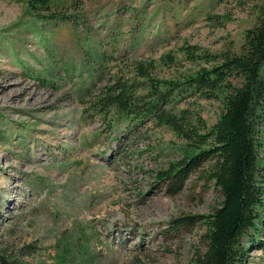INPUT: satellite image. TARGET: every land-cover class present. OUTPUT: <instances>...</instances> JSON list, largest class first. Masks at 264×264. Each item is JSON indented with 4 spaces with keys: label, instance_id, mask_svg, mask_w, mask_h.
<instances>
[{
    "label": "rangeland",
    "instance_id": "1",
    "mask_svg": "<svg viewBox=\"0 0 264 264\" xmlns=\"http://www.w3.org/2000/svg\"><path fill=\"white\" fill-rule=\"evenodd\" d=\"M82 1L73 22H55L0 0V264H196L199 217L221 200L213 182L198 170L170 195L156 175L184 142L93 104L132 62L177 80L199 66L186 46L239 51L256 13L235 0ZM186 102L209 126L222 108ZM186 216L196 222L175 228ZM261 219L264 242V208ZM245 264H264V252L249 247Z\"/></svg>",
    "mask_w": 264,
    "mask_h": 264
},
{
    "label": "trees",
    "instance_id": "2",
    "mask_svg": "<svg viewBox=\"0 0 264 264\" xmlns=\"http://www.w3.org/2000/svg\"><path fill=\"white\" fill-rule=\"evenodd\" d=\"M23 1L41 21L73 22L71 13L83 6L82 0ZM235 1L249 3L256 13L239 51L210 54L186 46V59L199 66L177 80L159 79L152 61L132 62L130 72H117L93 104L103 119L112 114L135 125L151 121L184 142L181 157L156 175L170 195L180 192L198 170L213 182L221 200L199 217L205 226L204 250L196 255V264H245L249 247L264 252L258 239L264 208V0ZM189 98L219 101L216 121L207 125L186 102ZM195 222V217H181L175 228Z\"/></svg>",
    "mask_w": 264,
    "mask_h": 264
}]
</instances>
